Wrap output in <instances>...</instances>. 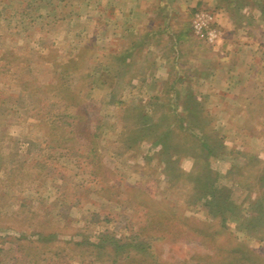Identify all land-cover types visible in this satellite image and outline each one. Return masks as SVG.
Here are the masks:
<instances>
[{
  "label": "rangeland",
  "instance_id": "obj_1",
  "mask_svg": "<svg viewBox=\"0 0 264 264\" xmlns=\"http://www.w3.org/2000/svg\"><path fill=\"white\" fill-rule=\"evenodd\" d=\"M197 168L238 207L225 230ZM148 208L264 264V0H0V264H111L83 242ZM156 246L216 262L195 236Z\"/></svg>",
  "mask_w": 264,
  "mask_h": 264
},
{
  "label": "trees",
  "instance_id": "obj_2",
  "mask_svg": "<svg viewBox=\"0 0 264 264\" xmlns=\"http://www.w3.org/2000/svg\"><path fill=\"white\" fill-rule=\"evenodd\" d=\"M201 165L204 167L207 166L205 161ZM198 170L199 168L194 171L200 174L199 176H202L204 171L199 173ZM206 172L208 171L206 170ZM206 172L202 176V179L196 174L190 181L193 186L192 189L195 191V203L201 201L211 216L219 217L218 227L220 230H225L226 213L230 212L235 214L238 207L234 205L232 207V203L227 202L226 199H218V192L212 188V184L209 181L210 175ZM215 197L217 199H214ZM209 198L217 202L216 209L213 208L212 201ZM220 234L219 231L193 228L183 223L176 216H169L163 212L153 209L149 210L148 208L147 212H145L144 225L134 230L130 237L118 238L109 233H102L96 238H93V240H88V242L83 243L90 247L100 248L102 251H106L109 254L111 264H164L158 257L160 250L156 246L157 240L175 242L190 236H195L204 247L211 251L210 255H205L204 257L211 261H216L215 264L222 262L223 264H258L261 258L256 252L251 251L244 245H240L238 248L230 251L220 250L218 247L219 244L217 245ZM15 240L17 239L13 241Z\"/></svg>",
  "mask_w": 264,
  "mask_h": 264
},
{
  "label": "built area",
  "instance_id": "obj_3",
  "mask_svg": "<svg viewBox=\"0 0 264 264\" xmlns=\"http://www.w3.org/2000/svg\"><path fill=\"white\" fill-rule=\"evenodd\" d=\"M198 20L196 21V22H194V26H195V28L197 29H199L201 26H200V24L202 23V22H200L202 19H203V16H198V18H197Z\"/></svg>",
  "mask_w": 264,
  "mask_h": 264
}]
</instances>
